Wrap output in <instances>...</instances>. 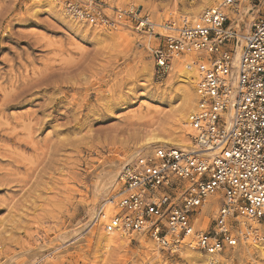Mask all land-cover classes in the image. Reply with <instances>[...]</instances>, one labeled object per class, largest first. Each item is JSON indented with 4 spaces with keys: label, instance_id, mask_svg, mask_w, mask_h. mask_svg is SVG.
<instances>
[{
    "label": "rangeland",
    "instance_id": "374dc122",
    "mask_svg": "<svg viewBox=\"0 0 264 264\" xmlns=\"http://www.w3.org/2000/svg\"><path fill=\"white\" fill-rule=\"evenodd\" d=\"M65 1L0 0V264H200L185 250L146 255L138 235L105 250L100 220L120 195L121 167L175 133L174 114L193 98L177 78L181 61L169 76L154 72L164 26L221 0H95L115 29L73 22ZM259 7L240 0L241 35ZM206 214L200 229L211 225ZM224 258L264 264L251 244Z\"/></svg>",
    "mask_w": 264,
    "mask_h": 264
},
{
    "label": "built area",
    "instance_id": "2783aa9c",
    "mask_svg": "<svg viewBox=\"0 0 264 264\" xmlns=\"http://www.w3.org/2000/svg\"><path fill=\"white\" fill-rule=\"evenodd\" d=\"M253 1L260 7L237 65L239 0H221L195 21L180 19L177 28L164 26L170 34L152 52L157 77L169 76L186 54L195 58L196 100L186 124L196 152L156 147L125 163L117 175L119 213L106 232L142 235L170 254L186 247L206 264H226L227 249L264 238V0ZM63 8L75 22L115 29L95 0H66ZM140 27L153 28L147 20ZM209 197L217 204L211 225L196 228Z\"/></svg>",
    "mask_w": 264,
    "mask_h": 264
},
{
    "label": "bare ground",
    "instance_id": "6f19581e",
    "mask_svg": "<svg viewBox=\"0 0 264 264\" xmlns=\"http://www.w3.org/2000/svg\"><path fill=\"white\" fill-rule=\"evenodd\" d=\"M56 2H57V0H50V3L52 5H56L57 4ZM209 3H210V5H212L213 1H210ZM59 6L62 9V4H60ZM213 7L214 6H211L210 8H213ZM63 14L66 17H68L66 15V11H63ZM231 16H235V15L232 14ZM182 18L193 19V21H195L197 19L196 16H187V15L182 16ZM177 19H179V17ZM251 21H252V18L249 19V23ZM154 26H156L158 28H162V25H160V24H155ZM237 27H238V24L236 25V28ZM249 27L247 26L245 29V33L243 35H240V37H239V44L235 50L234 58H233L234 65H237V61H238V58L240 55V49H241V46H242L243 41H244L243 37L249 33ZM182 58H183L182 59L183 61H181V59L179 60V61H181V67L180 68H182V69L177 74V78L180 82L186 83L189 87H191V89L193 91L192 92L193 98H190L191 97V96H189L190 94H186V96H184V98H183L182 107L180 109H178L176 111V113L174 114L173 123L176 126L175 133L170 134L169 135L170 137L167 138L166 140L151 139V140L147 141V143L144 145L145 149L146 148L147 149L153 148V147L157 146V147H173V148L179 149L181 152H183L185 154H190V153L196 152V151H194V148H193L191 141H190V138L188 136L189 129L187 128L186 123H187L189 113L192 112L194 110V107H195V100H196L195 91H196V85L198 82V71H197L196 66L194 65L195 58L193 57L192 54H190V55L186 54ZM179 61H174V62H179ZM174 62H173V64H174ZM172 68H173V65H172ZM167 137H168V135H167ZM112 178H114V177H112ZM112 198L113 199L108 200L107 203H105L103 205V209L101 211V220L100 221H104V222L109 223V219L112 218L114 215L119 213L117 203H118L119 199L121 198V195L116 194V196H114ZM115 208H117L118 212L116 214H114L112 217H110L111 212L114 211ZM209 209H211L212 213L215 214V212L217 210V204H216L214 197H209L206 200V204L201 208V214L194 221V226L196 228H198L200 220L202 218L206 217V215H207L206 213ZM103 231H104V234H103V236L102 235L101 236L103 237L104 245L102 247L105 250H107L113 246H118L119 244H127V242H129L127 235H123L121 232H118V231L106 232L105 229ZM138 238L141 240L140 244H142L143 248L146 249V251H145L146 255L153 254L158 259L159 254H158L157 250H159V249L157 247H155L156 252L152 253V251L154 252L155 250L153 249V247L148 245L145 237L142 235H138L137 239ZM262 241H263V239L260 241L261 243L260 242L253 243V244H251V246H253L260 254L264 255V244L262 243ZM241 244H243V243H241ZM182 249H184L187 252V255L189 254L192 257V259H194L196 262H198L200 264H206L205 263V257L202 254L197 253L194 250L188 249L186 247H183ZM182 249L179 250V252H181ZM223 259L225 260V258H223Z\"/></svg>",
    "mask_w": 264,
    "mask_h": 264
}]
</instances>
